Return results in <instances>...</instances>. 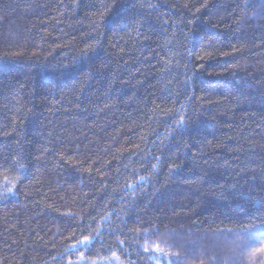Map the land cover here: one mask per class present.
<instances>
[{"label":"trees","instance_id":"16d2710c","mask_svg":"<svg viewBox=\"0 0 264 264\" xmlns=\"http://www.w3.org/2000/svg\"><path fill=\"white\" fill-rule=\"evenodd\" d=\"M260 8L0 0V264H264Z\"/></svg>","mask_w":264,"mask_h":264},{"label":"snow or ice","instance_id":"6c2138e0","mask_svg":"<svg viewBox=\"0 0 264 264\" xmlns=\"http://www.w3.org/2000/svg\"><path fill=\"white\" fill-rule=\"evenodd\" d=\"M249 235H250V237H254L255 236L254 233H250ZM79 243L82 246H86L88 243H90V238L89 237H84V239L79 241ZM157 250L158 251H163V249H160L159 246H157ZM145 251H147V248L145 249ZM257 254L264 255V245H261L260 247L256 248L253 252H251L249 254V256H250V258H253V257H256Z\"/></svg>","mask_w":264,"mask_h":264},{"label":"rangeland","instance_id":"374dc122","mask_svg":"<svg viewBox=\"0 0 264 264\" xmlns=\"http://www.w3.org/2000/svg\"><path fill=\"white\" fill-rule=\"evenodd\" d=\"M259 4H261L262 14L264 15V0H259Z\"/></svg>","mask_w":264,"mask_h":264}]
</instances>
